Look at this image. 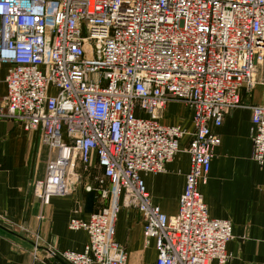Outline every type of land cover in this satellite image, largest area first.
Wrapping results in <instances>:
<instances>
[{
	"label": "built area",
	"instance_id": "obj_1",
	"mask_svg": "<svg viewBox=\"0 0 264 264\" xmlns=\"http://www.w3.org/2000/svg\"><path fill=\"white\" fill-rule=\"evenodd\" d=\"M263 82L264 0H0V119L39 132L52 152L36 196L69 194L74 162L88 169L94 154L99 188L110 185L108 207L70 223L89 235L84 252L50 251L53 264H128L116 240L123 208L141 214L157 264L227 263L232 224L209 216L200 185L221 144L213 127ZM172 102L191 111L194 131L168 216L142 174L166 172L181 152L185 130L160 122ZM249 108L252 159L264 165V105Z\"/></svg>",
	"mask_w": 264,
	"mask_h": 264
},
{
	"label": "crops",
	"instance_id": "obj_2",
	"mask_svg": "<svg viewBox=\"0 0 264 264\" xmlns=\"http://www.w3.org/2000/svg\"><path fill=\"white\" fill-rule=\"evenodd\" d=\"M1 90L4 95V85ZM241 99L244 107L229 111L222 126L213 127L221 144L200 193L211 218L232 224L233 239L227 245L231 258L225 264H264V165L252 159L249 108L264 105V82L250 92L243 90ZM160 122L180 126L187 135L181 139V152L168 163L166 172L142 174V179L153 203L166 215L175 216L190 171L186 151L194 131L193 115L185 105L172 102L162 112ZM51 153L41 143L39 132L0 119V264H53L50 251L83 253L89 235L84 230L70 229L71 221L88 222L92 214L110 205L109 199L102 198L109 183L99 188L97 182L104 177V170L95 154L88 169L79 160L74 162L75 182L69 194L52 197L44 204L36 196L35 185L45 178ZM88 186L95 190L87 191ZM116 240L127 251L128 264H157L155 240L147 244L137 210H121Z\"/></svg>",
	"mask_w": 264,
	"mask_h": 264
}]
</instances>
